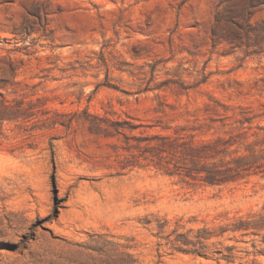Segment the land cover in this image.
<instances>
[{"label":"rangeland","instance_id":"1","mask_svg":"<svg viewBox=\"0 0 264 264\" xmlns=\"http://www.w3.org/2000/svg\"><path fill=\"white\" fill-rule=\"evenodd\" d=\"M262 33L247 0H0V264H264L233 231L264 225Z\"/></svg>","mask_w":264,"mask_h":264},{"label":"trees","instance_id":"2","mask_svg":"<svg viewBox=\"0 0 264 264\" xmlns=\"http://www.w3.org/2000/svg\"><path fill=\"white\" fill-rule=\"evenodd\" d=\"M247 1L250 4V6H252V7H255V8L264 7V0H247ZM244 8H245V6L241 5L240 7H238L236 9L237 11H235L236 14L239 13V14H242L244 16L243 17L244 18V26L241 27V26L237 25L236 28H234V30H233V38H235V39H238L242 30H245L247 28H252V25L250 23V18H251L253 13H251V12L247 13V11ZM260 29H261V31H263L262 28H260ZM261 36L263 37L264 34L262 33ZM263 228H264V225L252 223L250 220L242 218V217H238L236 219V222L233 225V231H240V230L249 231V230L263 229Z\"/></svg>","mask_w":264,"mask_h":264}]
</instances>
